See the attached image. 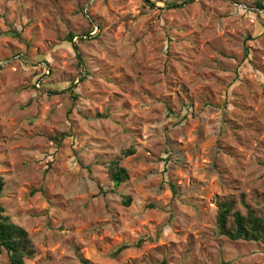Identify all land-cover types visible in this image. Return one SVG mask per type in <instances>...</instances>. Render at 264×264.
Here are the masks:
<instances>
[{"label":"rangeland","instance_id":"rangeland-1","mask_svg":"<svg viewBox=\"0 0 264 264\" xmlns=\"http://www.w3.org/2000/svg\"><path fill=\"white\" fill-rule=\"evenodd\" d=\"M150 2L0 0V207L26 264H264L217 228L223 201L264 219V0Z\"/></svg>","mask_w":264,"mask_h":264},{"label":"trees","instance_id":"trees-1","mask_svg":"<svg viewBox=\"0 0 264 264\" xmlns=\"http://www.w3.org/2000/svg\"><path fill=\"white\" fill-rule=\"evenodd\" d=\"M151 4L150 0H146ZM153 5V4H152ZM260 7H264L259 4ZM15 38H20L18 33H13ZM75 35H70V42L73 43ZM248 49L246 53L248 55ZM134 149L124 151L123 156L134 155ZM108 174L115 187L129 181L128 171L121 166L120 160H114L108 165ZM5 180L0 176V200L5 191ZM174 188V187H173ZM132 198L128 197L124 203L130 206ZM217 228L221 236H225L232 241L264 242V219L256 216L253 211L248 210L244 215L235 210L233 201H223L218 205ZM233 223L230 224V218ZM0 248L5 250L9 257V264H26L28 260L35 257L36 250L30 239L29 233L25 228L12 221L11 217L6 215L3 207H0ZM125 247L121 248L120 253ZM83 264H90L83 260ZM163 264H167L164 261Z\"/></svg>","mask_w":264,"mask_h":264}]
</instances>
